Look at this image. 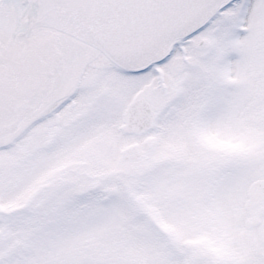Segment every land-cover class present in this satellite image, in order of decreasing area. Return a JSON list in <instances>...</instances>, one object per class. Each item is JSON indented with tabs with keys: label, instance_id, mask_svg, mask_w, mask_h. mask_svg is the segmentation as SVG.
<instances>
[{
	"label": "snow or ice",
	"instance_id": "obj_1",
	"mask_svg": "<svg viewBox=\"0 0 264 264\" xmlns=\"http://www.w3.org/2000/svg\"><path fill=\"white\" fill-rule=\"evenodd\" d=\"M0 264H264V0H0Z\"/></svg>",
	"mask_w": 264,
	"mask_h": 264
}]
</instances>
